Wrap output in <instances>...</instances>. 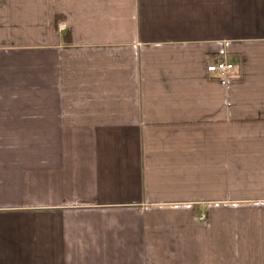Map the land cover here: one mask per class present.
Masks as SVG:
<instances>
[{"label": "crops", "instance_id": "obj_1", "mask_svg": "<svg viewBox=\"0 0 264 264\" xmlns=\"http://www.w3.org/2000/svg\"><path fill=\"white\" fill-rule=\"evenodd\" d=\"M0 264H264V0H0Z\"/></svg>", "mask_w": 264, "mask_h": 264}, {"label": "built area", "instance_id": "obj_2", "mask_svg": "<svg viewBox=\"0 0 264 264\" xmlns=\"http://www.w3.org/2000/svg\"><path fill=\"white\" fill-rule=\"evenodd\" d=\"M207 71L209 73L217 74V75H227L234 71V66L227 61H219L214 64L208 66ZM200 221L205 220V216H201Z\"/></svg>", "mask_w": 264, "mask_h": 264}, {"label": "trees", "instance_id": "obj_3", "mask_svg": "<svg viewBox=\"0 0 264 264\" xmlns=\"http://www.w3.org/2000/svg\"><path fill=\"white\" fill-rule=\"evenodd\" d=\"M68 35H69V34L67 33V36L65 37V41H67V42L69 41V37H68Z\"/></svg>", "mask_w": 264, "mask_h": 264}, {"label": "rangeland", "instance_id": "obj_4", "mask_svg": "<svg viewBox=\"0 0 264 264\" xmlns=\"http://www.w3.org/2000/svg\"><path fill=\"white\" fill-rule=\"evenodd\" d=\"M200 217H201V216H200ZM200 217H199V218H200ZM199 221H200V219H199Z\"/></svg>", "mask_w": 264, "mask_h": 264}]
</instances>
